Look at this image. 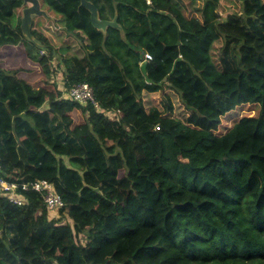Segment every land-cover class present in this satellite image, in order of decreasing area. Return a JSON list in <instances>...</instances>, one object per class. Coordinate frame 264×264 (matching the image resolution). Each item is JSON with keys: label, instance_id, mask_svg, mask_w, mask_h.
I'll list each match as a JSON object with an SVG mask.
<instances>
[{"label": "trees", "instance_id": "obj_1", "mask_svg": "<svg viewBox=\"0 0 264 264\" xmlns=\"http://www.w3.org/2000/svg\"><path fill=\"white\" fill-rule=\"evenodd\" d=\"M87 1L119 26L44 0L90 49L58 61L45 38L25 41L22 0H0V46H37L45 72L0 69V176L47 180L63 200L50 215L35 193L0 197V264H264V0L224 17L220 0ZM82 82L97 107L64 96Z\"/></svg>", "mask_w": 264, "mask_h": 264}, {"label": "rangeland", "instance_id": "obj_2", "mask_svg": "<svg viewBox=\"0 0 264 264\" xmlns=\"http://www.w3.org/2000/svg\"><path fill=\"white\" fill-rule=\"evenodd\" d=\"M39 12L31 14L23 27L25 41L28 42L33 38V35H38L45 38L55 49L54 58L60 61L61 56L63 58H69L71 56L81 57L89 52V45L82 32H78L72 29L66 21H63L61 16L53 13L43 2L38 0ZM179 2L187 3V0H180ZM29 8L32 4L27 3ZM200 0H190L192 8L198 6ZM239 2L237 0H220L218 5V12L222 17L226 13L236 12L239 9ZM22 18V17H21ZM116 26H119L118 21H115ZM36 45H40L36 43ZM217 47H215V50ZM27 53L36 60L41 59L38 54V47L33 45H16V46H0V69L4 70H16L17 77L33 82L40 79L45 75L42 65L38 62L30 59ZM42 61V60H41ZM171 95V100L174 104L175 111H178V115L186 116L190 113V110L183 107L179 96L175 92H168ZM65 96V94H64ZM244 109L249 107L248 104L242 106ZM258 107V106H257ZM257 107L253 109L250 114H255ZM245 111V110H244ZM241 107L234 109L227 113L220 120L219 131L227 129L235 119L242 116ZM86 121V116L81 110L75 108L73 113V126L76 127L74 134L78 135L85 129L83 125ZM86 195H90V192L86 191ZM56 215V214H52Z\"/></svg>", "mask_w": 264, "mask_h": 264}, {"label": "built area", "instance_id": "obj_3", "mask_svg": "<svg viewBox=\"0 0 264 264\" xmlns=\"http://www.w3.org/2000/svg\"><path fill=\"white\" fill-rule=\"evenodd\" d=\"M147 5L151 4L150 0H143ZM43 51H40V55ZM152 58L148 53L144 54V58L139 62L150 61ZM65 96L72 102L86 106L88 104L97 107V101L94 98L92 87L85 83H78L71 86L65 91ZM155 129H159L158 126ZM35 193L39 195L48 214H56L63 207V200L54 189L52 183L47 180H31L22 182L19 179L0 176V197H4L9 203L22 206L26 201V194Z\"/></svg>", "mask_w": 264, "mask_h": 264}, {"label": "water", "instance_id": "obj_4", "mask_svg": "<svg viewBox=\"0 0 264 264\" xmlns=\"http://www.w3.org/2000/svg\"><path fill=\"white\" fill-rule=\"evenodd\" d=\"M23 2L24 4L30 3L32 5L29 8L22 9V18H21L22 29L26 25V22L29 19L30 15L39 12L38 10L39 3L37 0H23ZM79 2H80L79 6L85 8L90 13V23L94 28L103 30L107 26H113V27L116 26L115 21H107V20L99 19L97 16V9L91 2L87 0H79ZM146 65H147L146 61H143L140 65L141 71L144 75H145Z\"/></svg>", "mask_w": 264, "mask_h": 264}, {"label": "flooded vegetation", "instance_id": "obj_5", "mask_svg": "<svg viewBox=\"0 0 264 264\" xmlns=\"http://www.w3.org/2000/svg\"><path fill=\"white\" fill-rule=\"evenodd\" d=\"M38 1V0H37ZM43 2H44V0H43ZM39 3V2H38ZM44 4L46 5V3L44 2ZM22 5H23V8H26L27 6H28V4L26 3V4H24V2H23V0H22ZM47 6V5H46ZM48 7V6H47Z\"/></svg>", "mask_w": 264, "mask_h": 264}, {"label": "crops", "instance_id": "obj_6", "mask_svg": "<svg viewBox=\"0 0 264 264\" xmlns=\"http://www.w3.org/2000/svg\"><path fill=\"white\" fill-rule=\"evenodd\" d=\"M53 12V11H52ZM54 13V12H53ZM56 14V13H55ZM83 56V55H82ZM78 57V56H77Z\"/></svg>", "mask_w": 264, "mask_h": 264}]
</instances>
